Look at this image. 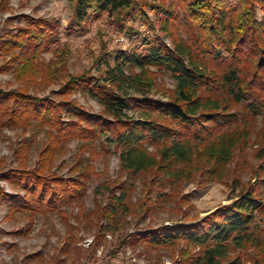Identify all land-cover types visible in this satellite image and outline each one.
<instances>
[{
  "label": "trees",
  "instance_id": "16d2710c",
  "mask_svg": "<svg viewBox=\"0 0 264 264\" xmlns=\"http://www.w3.org/2000/svg\"><path fill=\"white\" fill-rule=\"evenodd\" d=\"M70 1L77 25L103 13L109 17L117 13L124 21L149 23V9L159 14L155 20L161 32L171 38L172 47L160 38L145 41L144 51L119 53L113 66L106 65L102 77H73L58 91L57 96L68 97L86 90L103 107L102 115L89 113L72 101L39 98L25 88L0 89V130L47 132L34 168H27L26 163L32 142H24L20 154L16 152L21 167L0 174L2 181L23 193H7L0 186V202L7 204L11 215L30 218L61 215L63 207L79 204L94 174L92 166L81 171L78 161L71 169H79L75 177H62L54 171L72 141L80 143L81 157L85 153L92 159L106 157L108 145L119 153L120 170L127 178L115 187L106 183L109 208L98 210L109 222L116 215L131 213L128 199L141 175H152L151 185L169 182L172 188L167 194L161 187L163 193L159 191L158 203L153 206H149L150 199L144 201L141 207L146 212L161 207L170 197L173 201L179 187L196 180V176L208 182L221 180L236 148L250 140L252 122L261 118L264 124V21L261 30L255 21V8L264 14V0H173L194 25L188 41L170 30V25L178 22L174 10L144 0ZM27 22L30 27L6 41L4 50L27 52L25 73L32 70L30 74L37 76L41 69L36 60L57 35L58 23L30 18ZM51 67L48 64L46 70ZM150 69L157 74L171 73L176 81L167 101L149 96L154 88ZM26 76L18 77L23 80ZM26 80L34 82L30 77ZM129 89L139 97H128L125 93ZM217 92H225V98L214 96ZM236 104L243 108L241 120L240 113H229ZM130 109L139 116L131 117ZM260 144L256 183L230 205L199 222L149 228L135 235L137 242L157 249H173L184 243L182 259L176 264H243L242 256L231 259L230 254L248 247L256 252L251 264H264L263 232L256 223L258 216L264 217V131ZM145 189L151 192L153 188ZM191 249L199 252L192 254Z\"/></svg>",
  "mask_w": 264,
  "mask_h": 264
},
{
  "label": "rangeland",
  "instance_id": "374dc122",
  "mask_svg": "<svg viewBox=\"0 0 264 264\" xmlns=\"http://www.w3.org/2000/svg\"><path fill=\"white\" fill-rule=\"evenodd\" d=\"M144 1L174 10L178 22L172 23L170 30L186 41L191 38L194 25L186 20L179 4H175L173 0ZM255 13L256 25L261 30L264 14L258 8H255ZM147 14L149 23L140 20L132 22L131 19L124 21L117 13L113 17L103 13L77 25L73 20V4L70 0H0V89L10 91L25 88L29 94L39 98L50 97L57 103L72 101L89 113L102 115L103 107L86 90L80 89L68 97L57 96L58 91L73 77L85 74L96 79L102 77L107 69L106 65L113 66L119 53H131L135 49L144 51L145 41L153 42L160 38L171 48V38L161 32L155 20L159 14L149 9ZM29 18L58 23L57 35L48 48L39 53L36 60L41 69L37 76L30 74L32 70H28L29 74L25 73L27 52L20 49L4 50L6 41L17 35L20 29L30 27L27 22ZM48 64H52V67L47 71ZM156 72L155 69H150L154 88L149 96L167 101L176 88V81L171 73ZM17 75L27 76L20 80ZM27 77L34 82H27ZM125 94L128 97H139L132 89L126 90ZM214 96L225 98V92H217ZM241 106L232 105L229 112L240 113L239 120L243 117ZM128 114L133 118L139 116L133 109ZM63 119L67 121L69 118L63 114ZM250 130V140L236 148L221 180L208 182L202 180L201 176H196V180L185 181L179 187L173 201L170 197V201L161 203V207L154 206L150 208V212H146L141 207L144 201L150 199L149 206H153L158 203L161 187L167 194H171L172 188L169 182H163L159 187L151 185L152 175H141L135 180V189L128 199L131 213L116 215L112 222L100 215L98 210L109 208L106 183L111 184L109 187H115L127 178L120 170L119 153L114 150L113 145H108L109 153L106 157L92 159L88 153L81 157L80 143L70 142L66 146L65 155L57 160L54 171L62 177H75L80 171L71 169L78 161L81 162V171L92 166L94 174L89 179L84 197L79 204L63 207L64 214L34 218L11 215L7 204L0 202V264H176L182 259L184 243L173 249H157L137 242L135 235L162 225L171 228L180 221L199 222L216 210L230 205L243 190L254 185L260 165L257 151L264 131L261 118L252 122ZM46 134L44 131L23 134L20 129L0 130V174L5 170L21 167L16 152L20 154L24 142H32V150L26 163L27 168H34L38 153L47 139ZM0 186L7 193L23 194L19 190H13L1 179ZM151 186L153 189L148 192L145 188ZM258 221L256 223L261 225L264 239L263 215L258 216ZM198 252L199 249H191L192 254ZM255 254V250L248 247L232 252L230 258L242 256L243 264H251Z\"/></svg>",
  "mask_w": 264,
  "mask_h": 264
}]
</instances>
